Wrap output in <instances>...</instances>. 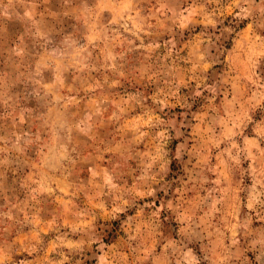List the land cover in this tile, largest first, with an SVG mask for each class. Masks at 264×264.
Here are the masks:
<instances>
[{"label":"rangeland","instance_id":"1","mask_svg":"<svg viewBox=\"0 0 264 264\" xmlns=\"http://www.w3.org/2000/svg\"><path fill=\"white\" fill-rule=\"evenodd\" d=\"M0 264H264V0H0Z\"/></svg>","mask_w":264,"mask_h":264}]
</instances>
